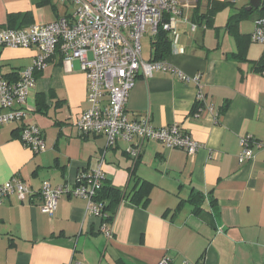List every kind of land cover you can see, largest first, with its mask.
Listing matches in <instances>:
<instances>
[{"label":"crops","instance_id":"1","mask_svg":"<svg viewBox=\"0 0 264 264\" xmlns=\"http://www.w3.org/2000/svg\"><path fill=\"white\" fill-rule=\"evenodd\" d=\"M250 1L189 0L176 34H167L171 53L156 60L152 48L150 59L143 56L200 75L203 111L198 87L165 72L140 76L126 106L131 119L150 114L156 128L179 126L202 146L193 156L147 141L136 162L125 142L106 149L104 135L81 134L76 122L88 108L87 77L79 62L70 70L60 55L50 60L25 105L26 123L41 130L46 151L24 147L19 124L0 126V184L18 176L31 191L23 201L13 196L0 205V264H264V75L255 66L264 46L251 41L264 0L262 11L230 21L249 12ZM60 4L0 0V27L14 14L31 13L30 24L55 22L64 15ZM222 5L226 14H212ZM37 54L36 48L0 49V73L15 80ZM244 139L254 157L240 163ZM104 154L115 189L128 190L132 173L153 186L145 207L125 200L115 209L111 239L102 219L86 212L87 200L65 196L50 217L40 196L43 182L73 185ZM196 194L211 203L199 213L189 202Z\"/></svg>","mask_w":264,"mask_h":264},{"label":"built area","instance_id":"2","mask_svg":"<svg viewBox=\"0 0 264 264\" xmlns=\"http://www.w3.org/2000/svg\"><path fill=\"white\" fill-rule=\"evenodd\" d=\"M72 8L57 21L34 23L23 28L0 27V49L36 48L32 66L20 72L15 80L0 73V126L19 124L20 139L24 147L36 154L46 151V143L37 126L26 123L25 105L43 73L55 55H60L70 70L74 62L80 63L88 81V108L77 120L76 126L83 135H104L106 149L119 142L128 144V156L134 161L141 157L147 141H155L169 149H181L195 155L201 144L179 126L156 128L150 114L131 119L126 106L136 80L151 78L157 72L176 76L184 83L198 87L197 106L203 111L205 95L200 75L189 77L165 61H146L142 54V38L149 34L156 38L160 31L176 34L181 8L189 0H59ZM196 26H193V30ZM253 43L264 46V15L255 20L251 34ZM264 75V73H263ZM213 111L212 107H209ZM4 111V112H3ZM261 147V146H260ZM264 148V145H262ZM254 157L247 139L241 142L240 163ZM105 154L92 173H82L73 185L53 186L43 182L40 189L42 210L53 217L60 200L65 196L87 200L86 212L101 219L103 205L95 201L106 179L103 170ZM30 188L18 177L0 184V205L10 197L23 201ZM102 232L111 239L110 224H102ZM160 264H170L163 259Z\"/></svg>","mask_w":264,"mask_h":264},{"label":"trees","instance_id":"3","mask_svg":"<svg viewBox=\"0 0 264 264\" xmlns=\"http://www.w3.org/2000/svg\"><path fill=\"white\" fill-rule=\"evenodd\" d=\"M225 7L224 5L215 8L212 10V14L218 9H222ZM258 10H263V7ZM256 10V11H258ZM255 10H251L249 12L243 11L239 15L230 18V21H235L239 23V21L243 18H247L254 13ZM261 14L259 17L263 16ZM258 17V18H259ZM32 16L31 13L26 14H14L8 17V23L1 27H9V28H23L28 27L30 24V20ZM152 48L154 51L155 59L161 60L164 57L168 56L171 53V43L169 41L168 35L164 31H160L156 38H153ZM242 57V56H241ZM239 58V57H238ZM257 71L261 74L264 73V56L260 61L255 63ZM40 75V74H39ZM39 77V76H38ZM133 184L128 188V190L120 191L115 189L111 182L106 178L103 182L102 188L98 191L97 197L95 201L99 202L103 205V214L106 215V218L102 219V222L105 224H112L115 219V209L125 200H128L136 205L145 207L150 202V194L152 191V184L140 180L134 173H132L130 184ZM129 184V185H130ZM195 207V211L199 213L205 204L211 205L210 198L206 199L203 195H194L190 200ZM213 205V202H212Z\"/></svg>","mask_w":264,"mask_h":264},{"label":"rangeland","instance_id":"4","mask_svg":"<svg viewBox=\"0 0 264 264\" xmlns=\"http://www.w3.org/2000/svg\"><path fill=\"white\" fill-rule=\"evenodd\" d=\"M232 1H235V2H239L240 0H232ZM56 2V0H52V4L53 3H55ZM59 10H60V14H65V12L67 11V12H72V8H65L63 5H59ZM226 10H229V7H224V8H222L221 10L219 9V10H217V13L219 14V13H221V14H226ZM222 16V15H221ZM221 20V19H220ZM193 24H191L190 23V28L192 27L193 28ZM152 41H153V38H151V36L149 35V34H145L144 36H143V38H142V40H141V42H142V53H143V56H144V58L145 59H150L151 58V52H152Z\"/></svg>","mask_w":264,"mask_h":264},{"label":"water","instance_id":"5","mask_svg":"<svg viewBox=\"0 0 264 264\" xmlns=\"http://www.w3.org/2000/svg\"><path fill=\"white\" fill-rule=\"evenodd\" d=\"M262 5H263L262 0H251L248 11L261 9Z\"/></svg>","mask_w":264,"mask_h":264}]
</instances>
